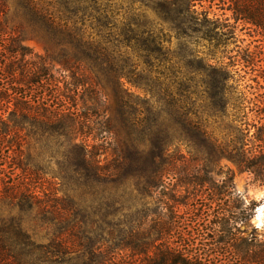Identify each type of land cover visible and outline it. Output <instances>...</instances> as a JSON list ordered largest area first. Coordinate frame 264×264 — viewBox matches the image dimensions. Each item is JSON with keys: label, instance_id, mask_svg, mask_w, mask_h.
<instances>
[{"label": "trees", "instance_id": "trees-1", "mask_svg": "<svg viewBox=\"0 0 264 264\" xmlns=\"http://www.w3.org/2000/svg\"><path fill=\"white\" fill-rule=\"evenodd\" d=\"M131 1L0 0V264H264L261 203L211 176L264 187V53L228 51L240 25L264 40V0Z\"/></svg>", "mask_w": 264, "mask_h": 264}, {"label": "rangeland", "instance_id": "rangeland-1", "mask_svg": "<svg viewBox=\"0 0 264 264\" xmlns=\"http://www.w3.org/2000/svg\"><path fill=\"white\" fill-rule=\"evenodd\" d=\"M216 4L217 5L212 8V14L210 17L214 20L218 18L220 21L229 19L231 17V14L222 11L220 8L221 5L217 1ZM95 6L96 8H118V16H115L114 19L120 21L123 19L131 18L133 10L135 11V13H137V10L139 8H144L141 4L133 3L131 0H96ZM205 6L206 8H208L210 6L209 2L205 3ZM230 22L231 24L233 23L232 20ZM236 34L238 42L228 47V51H230L233 56L236 54L237 50L241 51L242 49H249L250 51L260 49L264 53V40L254 28H249L248 26L243 27L242 25H240ZM189 35L190 38H186L185 41L189 44L188 47L191 51L198 52L199 54H201V56L204 57H208L210 54H212V47H210L208 43L201 40L200 36L198 37V34L190 32ZM172 36V49L173 51L177 52L180 49V40L176 39L175 33ZM21 45L29 48L34 54H37L39 56L46 55L45 46L39 41L24 38L21 41ZM48 62L55 73H61L62 69L60 65L51 56L48 57ZM262 65H264V63ZM251 79L252 76L248 75L246 81L242 84L252 85L253 83L249 82V80ZM251 119H253V117ZM41 170L43 171L42 174L44 181L47 184V188H49V190H54L55 192H57L58 197L62 196V188L57 184L59 183L58 179L55 178L56 176H58L57 174L59 173V169L56 164L48 163ZM228 170H231L233 173L234 191L236 185L239 184L243 189L244 195L249 202L255 201L264 204V198H261L260 200L255 199L257 195H259L261 192H264V187H261L256 184L251 174L247 172L238 171L232 164L228 163L227 161L222 160L218 162L214 166L213 173L211 174V176L214 181L219 182L223 180ZM249 193H251V195Z\"/></svg>", "mask_w": 264, "mask_h": 264}, {"label": "clouds", "instance_id": "clouds-1", "mask_svg": "<svg viewBox=\"0 0 264 264\" xmlns=\"http://www.w3.org/2000/svg\"><path fill=\"white\" fill-rule=\"evenodd\" d=\"M249 194L251 195V193ZM233 196L239 197L241 200H243V207L247 208L249 201L245 197L243 189L239 184L236 185L235 191L233 192ZM261 198H264V192H261L255 197V199L257 200H260ZM249 222L251 225L255 226V228H257L260 233H264V204H260L254 209ZM258 238H264V236H260Z\"/></svg>", "mask_w": 264, "mask_h": 264}]
</instances>
